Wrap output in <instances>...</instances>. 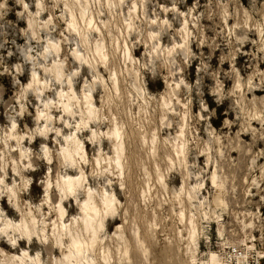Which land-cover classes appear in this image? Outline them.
<instances>
[{"label":"rangeland","instance_id":"374dc122","mask_svg":"<svg viewBox=\"0 0 264 264\" xmlns=\"http://www.w3.org/2000/svg\"><path fill=\"white\" fill-rule=\"evenodd\" d=\"M65 1L0 0V217L17 222L30 209L50 235L46 181L50 189L66 172L83 174L64 202L67 224L87 187L116 198L91 254L96 264L104 249L109 264H193L191 248L194 264H214L233 245L264 264V0H88L94 25L73 8L84 43ZM76 48L89 62L74 57ZM84 93L97 115L87 125L79 123ZM68 95L72 113L62 111ZM74 133L85 159L63 162ZM11 238L21 236L0 229V264L22 248L40 264L62 255L39 237L16 246ZM125 244L126 253L117 250Z\"/></svg>","mask_w":264,"mask_h":264},{"label":"bare ground","instance_id":"6f19581e","mask_svg":"<svg viewBox=\"0 0 264 264\" xmlns=\"http://www.w3.org/2000/svg\"><path fill=\"white\" fill-rule=\"evenodd\" d=\"M133 9L136 8V3L133 2ZM69 9V21L68 25L71 26V29L77 32L79 35L82 36V43L85 42L86 37L84 38V34L82 35L80 28L76 21V13H74V7H77L78 14L82 21L86 23L87 26L90 24H95V17L93 13H86V9L88 8V0H67L65 4ZM186 22V21H185ZM92 25V27H93ZM96 29H98V25H96ZM98 31V30H97ZM126 46V45H125ZM48 47H51L54 51L57 52V44L50 43ZM103 45L102 43L96 42L94 45V51L100 53L102 50ZM73 55L77 60H84L85 62H89V58L82 55L78 49L76 48L73 51ZM105 57V56H102ZM104 59V58H103ZM104 61V60H103ZM51 72L53 73L55 78H58L62 72L60 64L56 61L52 62L51 65ZM33 82H40L39 78L35 76L32 77ZM114 85H116L115 79H113ZM31 85V82L29 83ZM70 92L73 96L74 90L72 86H70ZM60 96L61 94L58 93ZM70 95H68L66 100H61L62 111L64 113H72L70 110ZM83 110L80 114L79 123L82 125H87L90 121L96 119V112L95 107L92 103V98L89 94L84 93L83 96ZM40 116L48 117V112L40 113ZM50 115V114H49ZM117 126V125H116ZM114 126L112 131L110 132V136L114 139V163L116 167H119L120 164V157L121 152L123 149V141L121 138V133L119 129ZM47 128V125L44 127ZM44 130V129H43ZM20 144H18L19 146ZM83 143L74 133L69 137L65 138V143L61 148V155L63 162L74 163L78 158L85 159V148L83 147ZM182 148V146H180ZM181 148H179V152H181ZM15 150V149H14ZM178 151V149H177ZM23 154L20 148V156ZM99 158H96V162H98ZM15 165V164H14ZM17 166H14V169ZM79 172H81V167L78 168ZM83 174H71L66 172L55 179V184H52L51 188L49 189V185L53 182L52 180L48 179L45 184V198L46 200H50V205L52 206L53 211L55 213V217H53V212L51 213V217L53 219L51 223V232L50 235L46 230V226L38 227L37 219L35 215L32 213L30 209L25 212L19 220L12 221L7 217L2 218L0 220L2 222V226L0 227L2 232H14L21 236V239H14L11 238L12 245H18L20 241H26L29 244L35 238L39 237L40 241H47L46 246L54 249H59L61 251V257H54L56 263L58 264H96L91 254L94 249L96 242L101 239L102 231L105 228V222L109 219H112L115 216L117 205H116V198L112 193L106 192L103 189L100 193L99 198L96 197L95 192L91 190L90 187H87L84 190V197L79 201L78 208H79V215L78 217L73 218V220L67 224L66 217H67V210L65 208V201H69L71 199V195L74 196L77 194L78 187H81L83 181ZM212 181L215 180L212 178ZM54 186L58 188V197L57 193H53ZM49 190V192H48ZM15 192L10 189V194L14 195ZM193 195L189 191L187 193V200L191 204L192 203ZM213 202L218 205L220 204L221 198L219 195H215L213 198ZM48 204V205H49ZM50 214V213H49ZM45 222V220H43ZM190 231L188 237L191 243H194L195 238V229L192 226V220L189 218ZM119 226H117L118 228ZM39 231L41 235H39ZM222 232V231H221ZM117 239L124 241V237L122 233H118ZM42 237V238H41ZM139 240V239H138ZM3 242V241H2ZM142 242V241H141ZM54 243L55 245H53ZM140 243V242H139ZM139 245V244H138ZM144 246V245H143ZM108 248V247H107ZM106 248V251L108 249ZM145 248V246L143 247ZM51 250V249H50ZM103 250V249H102ZM118 251H122L126 253L127 251V244H125L124 248H120L117 246ZM146 250V248H145ZM143 250V251H145ZM191 259L193 264L196 263L197 258L194 255L195 251L191 248ZM262 257H264V251L261 252ZM102 261L104 264H109L110 260L108 259L105 253V249L102 251ZM8 259L11 261V264H40V258L38 254L35 256L31 255L26 248H22V252L19 254H12L8 256ZM199 260V259H198ZM221 261L219 258L216 259L214 264H219ZM9 264V263H8ZM200 264H209L206 260H201Z\"/></svg>","mask_w":264,"mask_h":264},{"label":"built area","instance_id":"2783aa9c","mask_svg":"<svg viewBox=\"0 0 264 264\" xmlns=\"http://www.w3.org/2000/svg\"><path fill=\"white\" fill-rule=\"evenodd\" d=\"M250 250H245L238 246H227L220 254V264H261L260 258L255 255L254 259H247V253Z\"/></svg>","mask_w":264,"mask_h":264}]
</instances>
